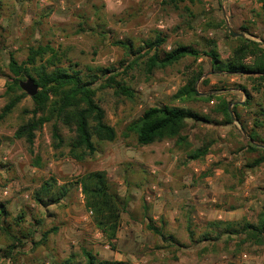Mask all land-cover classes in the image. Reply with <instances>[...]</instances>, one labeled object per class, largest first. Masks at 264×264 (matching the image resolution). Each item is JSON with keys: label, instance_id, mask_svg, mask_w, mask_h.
Segmentation results:
<instances>
[{"label": "rangeland", "instance_id": "374dc122", "mask_svg": "<svg viewBox=\"0 0 264 264\" xmlns=\"http://www.w3.org/2000/svg\"><path fill=\"white\" fill-rule=\"evenodd\" d=\"M22 2L23 0H2L0 4V72H8L7 64L10 53H13L17 61H23L26 58L28 46L45 42H50L54 45L57 53H59L62 65L77 64L78 68L83 69L87 67L115 69L105 76H101L92 86L96 88V101L104 109L105 122L113 126L117 132L116 139L111 142L98 141L93 138L97 147L96 152L92 156L78 162L68 156L57 157L60 150L56 151L51 147L50 124L48 123L43 124L35 132L31 153L23 139L13 138L14 131L18 126L30 117L28 110L32 108L33 102L31 96L27 93V96L23 97L11 112L0 120V168L4 172L6 171L9 177H12L9 180L14 181L9 188L5 186L6 183L4 181H0V192L7 198H10L13 192L27 195L23 199L25 202L23 211L26 214L20 226L24 232H28L33 229V227L29 226L30 222L34 223L32 222L33 216L35 218L40 216L37 205L32 198V193L44 178L54 177L58 184L67 183L72 192L69 201L78 203L80 201V191L75 181H77L79 175L88 172V170H94L93 164L99 159L112 160L115 163L111 152H115L116 149L126 146L141 147L136 144L133 134L129 133L128 137H124L123 134L126 126L137 120L147 106L161 105L162 97L160 92L151 90L152 92L149 93L148 87L168 85L166 87L168 89L172 85H178L182 82L186 83L190 77L198 73L194 66L195 59L191 55L162 70H154L152 73L144 71L143 60L145 57L138 59L131 68L126 70L124 67L135 55L131 54L130 50L124 48L123 44L118 43V41L131 42L133 44L132 48L136 50L142 46L144 40L154 38L156 33L159 32L165 35L168 41L167 44L162 46L164 50H166L167 45H170L171 48L177 44H195L199 46L204 44L207 48L208 45L205 39L197 37L193 30L204 25V22H201V15L207 11L201 9L199 5L194 6L193 4H191L190 11L184 10L181 4H179L181 7L178 10L172 9V5L177 6L182 1L26 0L27 7L29 6L36 15L35 20L30 18L33 15L30 8L19 7L23 4ZM231 41L235 43L234 38ZM228 43H230V40ZM113 73H116V81L130 88L132 97H127L116 90L115 87L107 85L110 83L106 81V78ZM33 75L35 74L33 73ZM208 80L209 78L206 79V81ZM206 81L203 80V82ZM5 82V76L0 73V111L7 101V95H4ZM254 84L257 89H254L252 80L249 77L248 79L235 78V81L231 83L218 81L210 86L205 83L204 85H207L208 92L204 95L210 94V99L213 98L214 100H221L226 96L228 98L242 97L243 101L240 104L241 106L238 107V111L242 115L244 114V117H242L244 121L251 118L255 112H258L259 108H264V82H254ZM227 86L236 88L244 86L247 88L249 95L244 94L243 91L235 92L234 94L229 90L223 91L225 90L223 88ZM197 88L201 90V84H198ZM150 94H154V99L148 97ZM209 101L190 100L183 103V106L185 109L193 110L197 114H206L208 116L217 112L215 111V101L213 104ZM170 103L175 102L170 101ZM216 128L214 123H204L202 127L196 129L197 142H200L201 138L199 136L202 134L204 138L201 141L207 142L209 148L212 149ZM225 129L223 128L222 132ZM234 130H236L234 134L229 135L228 138L223 137L222 141H220L223 144V149L226 143H230V156L233 161L222 159L218 163L225 167L230 174L232 172L235 178L239 179L242 176L241 169L234 165V160L247 163L256 157L258 152H248L245 148L247 145L245 138L238 133L236 128ZM62 132L66 137L70 135L66 128H63ZM106 150L110 152H106ZM184 150L185 148L182 147V152L180 155L178 154V168L176 171L178 175H184V173L190 171L186 166L187 153ZM3 156H7V159L4 160ZM37 156L41 160L43 169L32 176L34 173L31 171V167L34 166L32 162ZM205 157L203 156L199 159L201 164L204 165V169L201 171L202 176L212 174L214 165L218 164L215 161H211L212 159L207 160ZM137 165L133 161L119 163L118 168L124 172V181L134 183L138 180L141 181L145 176V169ZM62 169L68 171L63 172ZM261 169L256 173L258 174V180L255 181L258 182L260 187L258 191L260 193L264 190V169ZM78 170L79 175H74ZM17 172L21 175H16ZM230 180L225 183V186H228L226 187L227 194L230 196V201H234V199L237 201L241 188L231 185L229 183ZM201 182H204V180ZM112 185L115 187L114 184ZM4 191H7L5 195ZM253 195L255 194L253 193ZM80 213L79 219L71 224L73 229L70 232L71 234L57 231L48 235L45 240L48 244L47 249L24 244V248L21 250L24 254L19 256L22 264H40L42 261L45 262L46 259L51 261L50 255H54V252L56 253L57 262H62V260L71 257L74 264H83L84 258L81 248H89L93 253L95 251L91 246L92 243L85 239L84 235L92 231L89 217L85 215L84 205L81 207ZM6 220L12 227L18 228L14 226L12 216H7ZM77 223L81 224L82 227H78ZM40 224L37 227L39 230L35 229L36 231L32 232L33 240L35 241L40 240L42 230H46L53 225L44 219H42ZM202 236L200 232L199 238H202ZM223 237L225 238V236ZM93 238L96 242H100L98 237L94 236ZM239 238L240 236L238 235L232 237L228 235L225 240H215L212 245L211 242L208 243L207 245L213 246L211 249L214 256L204 254L202 256L204 261L200 259L199 264H214L215 261V264H239L241 255L244 253L247 255V261L244 260L243 264H264V244L257 246L254 243L246 242L236 249ZM56 242L59 243V248L56 247ZM53 244H55V248L52 246ZM33 247L34 249L32 250ZM66 255L68 256L66 257ZM170 264L173 263L170 262Z\"/></svg>", "mask_w": 264, "mask_h": 264}, {"label": "crops", "instance_id": "0c3cea01", "mask_svg": "<svg viewBox=\"0 0 264 264\" xmlns=\"http://www.w3.org/2000/svg\"><path fill=\"white\" fill-rule=\"evenodd\" d=\"M22 3L19 6L20 8H30L27 7L26 0H23ZM24 4L26 5L23 7ZM179 4L183 5L182 8L187 11H190L191 4L194 6L199 5L201 9L207 11L201 15V22H204V25L193 30L197 37L205 39L208 48L204 44L200 46L188 45L199 52L196 56L191 55L195 59V69L202 73L198 78L201 90L197 88V81L195 83L198 92L201 94L208 92L205 83L210 86L218 81L231 83L235 81V78L248 79L249 77L250 79V76L246 74L230 73L218 69L216 65L226 61L231 55L232 48L236 44L231 41L234 35L240 34L258 41L264 39V22L256 20L254 15V11L259 9L261 5L260 1L184 0L182 3H178L177 6L172 5V9L178 10L181 7ZM30 11L34 12L31 8ZM30 18L35 20L36 15L33 13ZM229 40L230 43H228ZM167 42L166 39L163 46ZM170 49V45H167L166 50ZM210 52L217 55L218 61L215 64H212V58L207 54ZM186 56L188 55L184 57ZM214 66L215 68H213ZM207 78H209L208 81H206ZM203 80L206 82H203ZM185 84L182 82L178 85H172L168 89H166L168 85L148 87L149 93L152 92L151 90L158 91L162 97L161 105L150 106H162L170 104L171 101L175 102L172 104L184 108L183 103H180L179 98L175 95ZM223 89H225L223 91L229 90L233 94L242 91L240 87L232 86ZM148 97L154 99V94H150ZM222 100L227 103L228 109H231L233 104L240 105L243 101L242 97L228 98L226 96L221 100L212 98L209 102L213 104L215 101V105L218 107ZM199 115L202 119L186 118L187 127L184 136H186V143L189 144L188 149L194 150L207 145V142L201 141L204 138L202 134L199 136L201 138L200 142H197L196 129L202 127L204 123H214V126L217 127L214 134L215 141L212 144V149L209 148L206 153L208 155L205 154L206 157L205 155L204 157L207 160L212 159L211 161L216 163L222 159L233 161L230 156V143H226L223 149V144L220 141L223 137L228 138L229 135L234 134L236 132L235 128L247 141L246 132L248 131L246 130L251 128L252 118L244 120L246 128L244 130L236 120L226 122L221 112L212 113L208 116L206 114ZM243 115L241 114L242 117H244ZM223 128L226 129L222 132ZM186 143H183L182 146L177 145L176 139L172 138L156 141L138 148L126 146L111 152L115 163L112 160L107 161V159H99L94 162V170L103 171L107 180L116 187L117 193L120 196L128 197V203L121 214L120 226L114 239H106L95 227L92 217H89L92 231L84 235L85 239L92 243L91 246L98 259L121 260L128 264H170V262L173 264H199L200 259L204 261L202 257L204 254L214 256L211 249L213 246L207 245L208 243L211 242L212 245L215 240H225L228 235L230 237L236 236V234H229L230 229L241 227L245 222L256 225L259 213L264 210V190H261L263 193H260L258 182L255 181L258 180V174H256L258 170L264 169V161L254 167H246V162L234 160V165L241 169L242 176L239 180L219 163L214 165L212 174L202 176L201 171L204 169V165L201 164L200 158L190 159L186 156V166L190 171L184 173V175H178L176 172L178 154L180 155L182 152V147L185 148L184 151L186 152ZM106 152L110 151L106 150ZM125 161H133L138 164V167L145 169V176L141 181L138 180L136 183L124 181V172L120 171L118 167L120 162ZM42 169L43 167L32 166L31 171L34 172L32 176ZM62 171L67 172L68 170L62 169ZM78 173L79 170L74 175ZM16 175L21 174L17 172ZM79 176L75 182L80 191V201L78 203L69 201L72 192L67 183H63L67 188V194L57 202L48 201L44 206L37 205L40 213L38 218L41 220L36 222L33 219L32 221L30 216V220L34 223L29 221V226L39 230L37 227L41 225L40 222L42 223V219H44L51 222V225L53 224L51 227H56L54 233L58 231L59 233L71 234L70 232L73 231L71 224L79 219L83 205L85 215L87 213L81 186L78 184ZM10 178L12 177H9L7 172L2 171L0 168V181H4L5 186L8 188L14 183V181L9 180ZM229 179H231L229 182L231 185L241 188L240 193H238L240 197L238 195L237 201L235 199L230 201V196L227 194L226 187L228 186H225V183ZM202 180L204 182H201ZM253 193L255 195L252 196ZM11 195L10 198H7L0 192V207L3 205L8 216L15 218L25 209L23 199L27 195L17 192H13ZM81 217L83 216L81 215ZM148 224L161 229L163 237L149 230L147 228ZM77 226L82 227L79 223H77ZM200 232L203 235L202 238H199ZM94 236L98 237L100 242H96ZM0 237H2V234ZM240 237H244V234L240 233ZM25 242L26 246L33 245L32 241L26 240ZM40 246L43 249L48 248L46 242ZM52 246L55 248V244ZM4 247L6 248V242L0 238V263L22 264L19 256L24 254L21 252L23 246L13 248L8 257L3 256L2 249ZM56 247L59 248L57 242ZM55 254L54 252V255H50L51 261L46 259L45 262L42 261L41 263L62 264L65 259L62 262H57Z\"/></svg>", "mask_w": 264, "mask_h": 264}, {"label": "trees", "instance_id": "16d2710c", "mask_svg": "<svg viewBox=\"0 0 264 264\" xmlns=\"http://www.w3.org/2000/svg\"><path fill=\"white\" fill-rule=\"evenodd\" d=\"M259 1L261 5L254 11V15L256 20L264 22V0ZM233 38L236 44L232 48L231 55L216 67L230 73L250 76L252 86L257 89L254 82H264V39L258 41L240 34L234 35ZM165 40L166 36L157 32L154 38L144 40L142 46L136 50L132 48L131 42L118 41L123 44L124 48L130 50L131 54L135 55L127 62V67L125 66L124 69L131 68L138 59L145 57L143 60L144 71L152 73L154 70H162L172 65L185 55L196 56L199 53L196 49L184 44H177L170 50H164L162 46ZM58 54L50 42L28 46L27 55L23 61H17L13 53L9 54L8 72H0L6 78L4 95H7V101L0 111V120L8 115L23 97L27 96L26 92L20 88L19 82L26 78H32L39 89L35 95L31 96L33 105L28 110L30 117L18 126L14 131L13 138L23 139L31 153L35 132L43 124L48 123L50 124L51 147L53 150H60L57 157L68 156L80 162L96 152L97 147L93 138L103 142H111L116 139L117 132L113 126L105 122L104 109L96 101V88L92 86L101 76H105L115 69L106 67L83 69L78 68L77 64L62 65ZM207 54L212 58V64L218 61L214 52ZM201 74L198 72L190 77L186 84L178 90L175 97L179 98L180 103L190 100H210V94H201L196 89L195 83ZM115 76L116 73L107 76L106 81L110 83L107 85L115 87L127 97H132L130 88L116 81ZM240 89L244 94L249 95L246 87L241 86ZM239 106L241 105L233 104L231 109H228L227 103L222 100L215 111L221 112L226 122L238 121L242 129L245 130L244 121L238 111ZM186 118L202 119L193 110L181 108L177 104L149 106L143 110L137 120L126 126L123 136L128 137L129 133L133 134L136 144L139 146L172 138L176 139L177 145L182 146L183 143H186V136H184L187 127ZM251 118L252 126L246 130L248 132H246L247 145L245 148L248 152H258V155L249 160L246 167H254L264 161V108H259V111L255 112ZM63 128L70 132L68 137L64 136ZM185 145L187 146L186 155L190 159H199L209 151L208 144L194 150L188 149V142ZM40 161L37 156L32 164L43 167ZM78 184L81 186L86 209L92 211V221L95 227L106 239H114L120 226L121 214L128 203V197L120 196L117 193L103 171L85 172L79 176ZM66 194V186L58 184L54 177H49L44 178L33 191L32 198L36 205L44 206L48 201H59ZM25 214L26 212L22 211L17 217L12 218L14 226L18 227L15 228L7 222L8 213L4 206L0 207V219L3 218L0 221V233L2 234L0 238L6 242V248L2 249L5 257L11 254L13 248L24 246L26 243L24 239L32 241L34 247L42 248L40 245L45 244L48 235L56 231V227L42 230L40 240H33L32 232L36 230L32 229V231H28L31 233H28L24 232L20 226L24 221ZM33 219L36 222L40 221L34 216ZM147 228L154 234L163 237L161 229L150 224L147 225ZM229 232V234L238 236L240 233L244 234V237L239 238L236 249L246 242L264 244V210L259 213L256 225L245 222L241 227L230 229ZM81 253L84 258L83 264H127L121 260H100L91 249L86 247L81 248ZM62 264L74 263L69 257Z\"/></svg>", "mask_w": 264, "mask_h": 264}, {"label": "water", "instance_id": "95a60500", "mask_svg": "<svg viewBox=\"0 0 264 264\" xmlns=\"http://www.w3.org/2000/svg\"><path fill=\"white\" fill-rule=\"evenodd\" d=\"M19 86L24 92H26L30 96H33L38 92L37 84L32 78H26L25 80L20 81Z\"/></svg>", "mask_w": 264, "mask_h": 264}, {"label": "built area", "instance_id": "2783aa9c", "mask_svg": "<svg viewBox=\"0 0 264 264\" xmlns=\"http://www.w3.org/2000/svg\"><path fill=\"white\" fill-rule=\"evenodd\" d=\"M3 159L6 160L7 156H3ZM4 193H7V191H4ZM86 217H92V211L91 210H87ZM86 217H84V218L86 219ZM246 259H247V255L246 254H242L241 255V260L239 261V264H243L245 261H247Z\"/></svg>", "mask_w": 264, "mask_h": 264}]
</instances>
